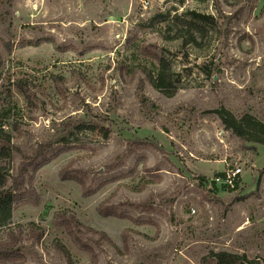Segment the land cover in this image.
Listing matches in <instances>:
<instances>
[{
    "label": "rangeland",
    "instance_id": "374dc122",
    "mask_svg": "<svg viewBox=\"0 0 264 264\" xmlns=\"http://www.w3.org/2000/svg\"><path fill=\"white\" fill-rule=\"evenodd\" d=\"M190 12L213 19L195 17V43L175 36ZM158 57L166 92L145 75ZM221 108L264 124V0H0L3 164L28 163L32 190L0 264H264V144ZM234 167L233 187L212 180Z\"/></svg>",
    "mask_w": 264,
    "mask_h": 264
},
{
    "label": "trees",
    "instance_id": "16d2710c",
    "mask_svg": "<svg viewBox=\"0 0 264 264\" xmlns=\"http://www.w3.org/2000/svg\"><path fill=\"white\" fill-rule=\"evenodd\" d=\"M192 15L189 18L183 19L181 21V27L178 29L175 36H183V33L188 34L186 41L195 43V36L193 32L195 29L202 30L201 27L195 26V17L208 23H212L213 19L207 15H200L195 12H190ZM172 18H177V14L173 13ZM164 14L159 13L155 15L149 22L153 25L155 23H161L164 21ZM129 43V40H127ZM150 84L159 91H169L172 87V70L169 62L164 57H158L156 62L151 63V68L145 72ZM218 116L220 117L222 123L225 127L231 129L237 136L244 138L248 141L259 142L264 144V124L256 121L255 119L249 117L248 115L242 116L240 119L236 120L233 116L224 110L218 109ZM4 124L0 121V228L2 226L6 227L10 224L11 214L13 207L23 200L31 198L32 190L31 186L24 187V177L26 172V165L28 163H23L20 167V172L18 177H13L8 173L7 167L3 164L6 160H10L13 156L14 146L10 144V136L3 128ZM78 129H93V125L80 124L77 125ZM30 160L29 162H31ZM47 159H42L40 163L35 164L33 169L35 170L41 162H46ZM30 164V163H29ZM222 175V174H221ZM10 176L11 182L7 186V178ZM7 237L9 241H6L0 245V255L4 256L6 259H11L17 256V251L13 247L12 239H15V235L7 231ZM210 261L214 264H252L251 260L248 259L243 254L230 253V252H212L210 251L204 258L202 262Z\"/></svg>",
    "mask_w": 264,
    "mask_h": 264
},
{
    "label": "built area",
    "instance_id": "2783aa9c",
    "mask_svg": "<svg viewBox=\"0 0 264 264\" xmlns=\"http://www.w3.org/2000/svg\"><path fill=\"white\" fill-rule=\"evenodd\" d=\"M241 172L239 167L230 168L224 171V173L220 176L214 177L212 180L215 182H222L224 185L228 187H233L235 183V179Z\"/></svg>",
    "mask_w": 264,
    "mask_h": 264
}]
</instances>
